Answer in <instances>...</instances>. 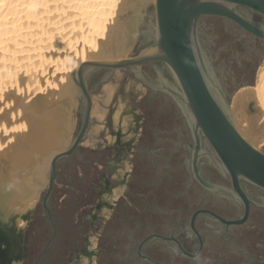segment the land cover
Returning a JSON list of instances; mask_svg holds the SVG:
<instances>
[{
    "label": "flooded vegetation",
    "instance_id": "obj_1",
    "mask_svg": "<svg viewBox=\"0 0 264 264\" xmlns=\"http://www.w3.org/2000/svg\"><path fill=\"white\" fill-rule=\"evenodd\" d=\"M238 10L264 29L263 14L245 6ZM209 29L222 42L214 51L216 40L209 43L203 35ZM199 36L229 98L249 85L264 53V38L228 17L214 15L201 16ZM218 58L228 60L233 69L223 75ZM143 70L148 77L156 76L152 63L144 64ZM144 86L148 91L141 98L147 107L134 159L124 164L119 156L127 151L126 144L133 148V143L117 141L115 158L105 160L109 149L86 146L85 137L57 160L51 186L47 172V182L28 210L26 224L20 226L19 244L11 248L13 253L6 249L0 255V264H83L82 256L89 258V264L93 257L94 264H209L210 258L231 264L239 257L250 259L249 251L235 247L240 238L251 245L250 232L264 235V190L242 181L250 199L245 222L227 225L217 219L215 215L224 220L241 218L244 201L234 197L228 190L230 178L205 156L198 160L200 175L223 188L212 191L196 178L193 136L183 113L169 95ZM203 148L214 154L205 141ZM120 167L122 173L117 172ZM90 237L98 240L95 251L88 250ZM4 241L10 244L0 237L1 248ZM253 246L261 249L264 243ZM260 262L264 264V258Z\"/></svg>",
    "mask_w": 264,
    "mask_h": 264
},
{
    "label": "bare ground",
    "instance_id": "obj_2",
    "mask_svg": "<svg viewBox=\"0 0 264 264\" xmlns=\"http://www.w3.org/2000/svg\"><path fill=\"white\" fill-rule=\"evenodd\" d=\"M142 3L143 0H0L3 218H9L15 210L23 213L34 204L30 196L37 186L34 182L39 181L37 174L43 169L49 173L50 161L58 153L54 152L65 144L74 89L70 75L74 84L72 75L82 63L120 59L109 57L126 50ZM252 102L257 111L251 110ZM231 108L240 132L259 149L264 144V63L257 83L242 86L233 95ZM93 112L92 107L91 115Z\"/></svg>",
    "mask_w": 264,
    "mask_h": 264
},
{
    "label": "water",
    "instance_id": "obj_3",
    "mask_svg": "<svg viewBox=\"0 0 264 264\" xmlns=\"http://www.w3.org/2000/svg\"><path fill=\"white\" fill-rule=\"evenodd\" d=\"M240 6L264 15V0H154L153 9L146 17L141 39L145 47L141 51L120 59H93L82 63L72 75L81 98L80 127L70 147L52 157L48 169L50 186L57 160L69 155L89 134L93 107L90 77L93 72L104 70L101 81L107 82L115 70L131 69L147 87L169 95L183 113L193 136L196 178L212 191L223 188L200 175L198 160L205 156L230 178L232 187L228 190L245 203V214L239 219L224 220L213 214L227 225L245 222L250 199L242 188V181L264 190V148L253 146L237 127L230 98L199 36L201 16L214 15L228 17L264 38V29L249 21L238 10ZM146 63L155 67V77L146 75L143 70ZM158 63L161 68L157 67ZM204 141L214 154L203 148ZM262 200L264 207V197Z\"/></svg>",
    "mask_w": 264,
    "mask_h": 264
},
{
    "label": "rangeland",
    "instance_id": "obj_4",
    "mask_svg": "<svg viewBox=\"0 0 264 264\" xmlns=\"http://www.w3.org/2000/svg\"><path fill=\"white\" fill-rule=\"evenodd\" d=\"M154 6V0H143L142 6L139 10V14L136 17L135 27L133 31V35L131 40L128 42V46L126 50H120L117 52V55L111 56L109 58H122L134 55L141 51L145 44L142 43V35L146 25V17L151 12ZM204 38L207 42H211V40H216L213 44V51L218 49L219 45H222V42L217 40V35L214 30H206L204 32ZM205 48V47H204ZM207 51V49L205 48ZM216 52V53H215ZM214 53L218 56L219 52L215 51ZM210 58L213 60L211 54L207 51ZM222 57H227V55L223 54ZM218 62L222 69V74L225 72H230L229 70L233 69L232 65L228 63V60L220 61L218 58ZM264 63V53L259 56L257 61V68L254 72V76L250 79L249 85H255L257 83L258 73L261 66ZM76 69V68H75ZM74 69V70H75ZM227 70V71H226ZM104 70H98L93 72V75L90 77V88L93 86V122L91 123V127L89 129V134L87 136L84 145L89 147H94L96 149H109L106 152V155L103 156L106 159H114L116 153L118 152L115 149V143L120 141L121 143H133L131 146L133 148H129L127 146V153L123 152L119 156L123 160L124 164H127L129 161H132L134 157L132 153L135 149L140 147L139 143V135L141 133V124L142 121L141 115L144 107H147L143 97L148 91L144 84L136 78L131 69H123V70H115L111 76V80L113 84L116 86V91L108 89L107 86H104L106 82L101 81V74ZM221 74V72H220ZM103 77V76H102ZM220 77V76H219ZM97 79V80H95ZM100 79V80H99ZM99 80V81H98ZM70 83L72 84L71 89V106L68 111V122L65 129V144L60 150H56L54 153L64 150L72 141L74 132L79 129L81 122V98L79 96V91L75 88L73 81L71 80L70 75ZM143 85V87H141ZM141 87V88H139ZM77 91V92H76ZM235 93H233L234 95ZM233 95L230 97V105L232 107ZM256 103H251V110L257 111ZM233 111V108H231ZM146 114L149 113V110L145 111ZM91 115V117H92ZM233 116L236 122L235 114L233 112ZM237 125V122H236ZM147 126V124H146ZM69 127V129H68ZM145 129V126H144ZM240 129V128H239ZM68 134V135H67ZM125 147V146H124ZM264 148V144L260 147ZM259 148V149H260ZM46 167V166H45ZM118 169V173H122ZM123 169V168H122ZM46 169H43L41 172L37 174V180L34 182V192L31 193L30 202L34 201V204L31 206H27L26 210L23 211H14L11 216L7 219L3 218L2 211L0 209V237L4 240H10V244L4 241V246L1 248L0 244V255L6 252L8 249V254L13 253L14 247H17L19 244V230L20 228L26 224V215L29 209H33L35 203L39 198V194L44 188L47 182V173ZM115 177V174L112 178ZM38 182V183H37ZM36 183V184H35ZM37 189V190H36ZM36 191V193H35ZM35 194V195H34ZM34 196V197H33ZM104 213V212H103ZM3 218V219H2ZM22 225V226H21ZM21 226V227H20ZM259 227V226H257ZM256 231H259L257 228ZM249 239V238H248ZM250 241L251 245H249V241H245L244 239L237 240V247L235 249L242 248L248 253L250 259L242 260L240 257L238 259L230 260L231 264H261L260 260L264 258V247L263 248H255L253 244L256 242L264 243V235L262 234H254V232H250ZM247 243V245H246ZM252 247V248H251ZM256 249V250H254ZM6 252V253H7ZM216 256V253H213ZM260 254V255H259ZM3 258V257H2ZM224 262V261H223ZM240 262V263H239ZM247 262V263H246ZM12 263H14L12 261ZM209 264H218V261L207 260Z\"/></svg>",
    "mask_w": 264,
    "mask_h": 264
},
{
    "label": "clouds",
    "instance_id": "obj_5",
    "mask_svg": "<svg viewBox=\"0 0 264 264\" xmlns=\"http://www.w3.org/2000/svg\"><path fill=\"white\" fill-rule=\"evenodd\" d=\"M129 171H131V167H129L128 169ZM90 246H89V251H95L98 247V240L96 237H90ZM83 264H89V258L82 256L81 257ZM197 260H199V257H197ZM93 264L95 262V257L92 258Z\"/></svg>",
    "mask_w": 264,
    "mask_h": 264
},
{
    "label": "crops",
    "instance_id": "obj_6",
    "mask_svg": "<svg viewBox=\"0 0 264 264\" xmlns=\"http://www.w3.org/2000/svg\"><path fill=\"white\" fill-rule=\"evenodd\" d=\"M104 86H107V88L110 89V90H112L113 92L116 91V86L113 84L111 78L104 84ZM141 87H143V85ZM141 87H139V88H141ZM91 91L93 93V86L91 88ZM92 122H93V115H92Z\"/></svg>",
    "mask_w": 264,
    "mask_h": 264
}]
</instances>
